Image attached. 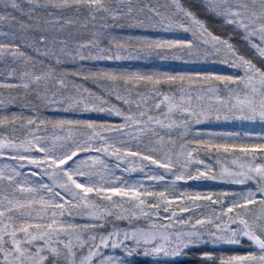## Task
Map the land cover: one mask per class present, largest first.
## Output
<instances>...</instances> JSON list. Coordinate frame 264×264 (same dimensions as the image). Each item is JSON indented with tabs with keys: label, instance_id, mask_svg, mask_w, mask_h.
<instances>
[{
	"label": "snow or ice",
	"instance_id": "1",
	"mask_svg": "<svg viewBox=\"0 0 264 264\" xmlns=\"http://www.w3.org/2000/svg\"><path fill=\"white\" fill-rule=\"evenodd\" d=\"M206 7L233 32L214 34L179 0L171 8L130 4L126 10L105 0H0V20L39 29L23 37L26 43L46 46L45 59L55 57L57 66L61 56L73 62L59 72L51 64L38 73L25 70L17 84L0 81V87L23 89L25 98L31 90L40 101L25 99L31 115L0 116V125L11 127V133L0 136V157L13 160L0 167V264H126L118 250L128 255L143 250L157 257L195 253L202 264H264V133L226 131L219 123H264V0H209ZM73 9L87 10L93 20L99 14L102 22L72 50L66 41L57 50L54 36L48 47V33L73 23L64 15ZM176 30L190 32L192 38L168 35ZM237 30L258 63L232 42ZM8 54L26 65L34 60L20 44L0 43V59ZM210 57L230 65L234 74L119 66ZM14 75L15 69L8 71L9 77ZM50 83L58 85L56 90ZM49 108L63 115H43ZM161 108L160 116L150 114ZM87 113L108 116L83 118ZM176 114L186 118L176 120ZM113 118L123 122L113 123ZM17 125L26 130L22 137L16 134ZM159 126L176 129L185 141L181 151L169 147L175 144L171 135L167 144L159 134L155 145L142 139ZM124 135L127 140L120 138ZM189 135L200 138L189 142ZM105 157L117 163L108 169ZM119 162L127 165L122 172L128 179L115 175ZM137 168L141 175L132 178ZM161 169L165 175L159 174ZM197 181L223 186L213 189ZM249 181L254 187L236 189ZM112 183L119 186H93ZM88 193L104 199L97 202ZM182 199L197 207L218 205L221 211L199 219L189 215L178 222L179 231L171 223H157L161 209L175 216L174 202ZM177 210L187 212L182 205ZM76 218L89 222L73 223ZM141 221L148 226H139ZM245 241L254 250L227 256L209 250Z\"/></svg>",
	"mask_w": 264,
	"mask_h": 264
},
{
	"label": "rangeland",
	"instance_id": "2",
	"mask_svg": "<svg viewBox=\"0 0 264 264\" xmlns=\"http://www.w3.org/2000/svg\"><path fill=\"white\" fill-rule=\"evenodd\" d=\"M199 0H179L180 3H182L185 7H190L198 16L199 19L203 20L205 15L211 10H209L206 5L209 2V0H202L204 2V6H201L198 3ZM106 3L111 4L113 7H119L121 10H126V6L128 5H142L144 2H150V0H105ZM175 0H162V4H167L171 8V6L174 4ZM233 2H236V0H233ZM200 11L202 14L200 15L197 13V11ZM39 11V10H38ZM16 15H19V13H16ZM45 19H49L47 17L46 13ZM65 19H71L73 20L72 24L63 23V27L61 28L60 25L56 26V30L48 33L50 36V42L48 47H51V37H56V44L55 47L57 50L60 47L61 41H66L68 50H72V48L75 45V42L84 39L90 38L93 28L95 25L101 23L102 21L99 19V14H97V19L93 20L91 17V14L87 10H80L76 11L73 9L72 11L65 13ZM25 18V17H21ZM26 20V18H25ZM8 22V23H7ZM111 23V21H109ZM232 29V28H231ZM210 30V29H209ZM233 30V29H232ZM39 29H30V30H24L21 29L17 21L14 20H0V43L2 44H20L21 49L23 51H26L31 55L34 60L30 62L29 64H25L23 60L19 58H13L10 54L4 56L2 59H0V81H3L4 83L8 84H17L19 83V74L25 70H35L37 73L42 70H46L49 64H51L52 67L57 68V71L59 72L60 67L64 68H70L73 65V62L71 60L65 59V57L61 56V63L59 66L55 63V57L49 56L47 59L44 57V52L46 50V46L38 45V44H32L31 41L25 42V39L23 37H30L32 35H35ZM211 31V30H210ZM219 32H215L214 34H217ZM239 34V32H236ZM14 34V35H13ZM242 34V32H241ZM168 35L172 36V33H169ZM242 38H234L233 43L237 44L242 53L248 55L250 58L254 60V62L258 63V59L256 56L253 55V51L250 50L248 42ZM189 39H191L189 37ZM256 42L258 43V37L254 38ZM39 47L40 52L37 53L35 51V48ZM44 60V64L40 65L39 63H36V61ZM222 62L220 58L217 57H210L208 60H200L196 62H188V61H163V62H153L156 64H184V65H191V64H210L215 65L217 62ZM33 64H35V69H33ZM15 69L16 75L9 77L8 71ZM68 80H72L73 77L69 76L67 78ZM78 83L81 81H77ZM43 84H41V90H43ZM48 87L51 90H56L58 85L55 83H50ZM87 87H93L91 83L87 84ZM19 93V94H18ZM67 94V93H65ZM10 97L15 99V102H10ZM25 99L28 101H31L34 104L40 103V101L37 99V96L35 93H33L31 90H29V93L27 97L24 96V90L23 89H7L4 87H0V116L2 115H8L11 116L12 113H22L25 116L31 115V110L24 106ZM115 102V101H113ZM207 102V101H206ZM123 106V105H121ZM135 110V109H133ZM164 111L163 108H161L159 111H153L150 113L154 116H160L161 113ZM46 116H60L63 115L61 112L54 111L53 109L49 108L42 113ZM108 114L106 113H87L84 115L83 118H106ZM186 117L176 114L174 119L181 120L185 119ZM113 123H122L123 121L119 118H113ZM221 125H223V130L226 131H238V132H255V133H264V123H261L259 121L256 122H240V121H232V122H219ZM17 135L21 136L24 134V131L21 130L20 126L17 125ZM198 127V125H197ZM215 130V129H214ZM182 131V129H181ZM49 134L53 132L51 128L48 130ZM4 133H11V127L8 125H0V136H2ZM43 134V133H41ZM58 135H63V133H57ZM157 134L160 136L165 137V144H167V137L169 135L172 136L175 144L169 145V147L172 148L173 152H179L181 151L180 145L183 144L185 141L180 138L179 133L176 131L175 128L172 130L165 129L163 126L156 127L154 131L147 133L142 137L145 141L151 140L153 141V144L155 145L157 140ZM121 139L127 140L128 136L124 135L120 137ZM197 138L195 135H189L186 137V139L191 142ZM135 150V149H134ZM189 151L191 149H188ZM95 154V153H93ZM79 155V154H78ZM203 158V157H201ZM75 159V157L73 158ZM211 162V161H209ZM13 160L7 157H0V167H2L5 164H12ZM105 163L108 166V169L112 168V165L114 163H117L114 157H105ZM120 163V169H117L115 171L116 176H123L124 179H128V176L124 175L122 172V169L126 167L127 165L124 164V162ZM156 168H159L160 166H154ZM23 170H27L26 168ZM101 172L104 173L105 179L111 181L112 176L109 175L104 169L101 168ZM160 175H165L163 170L161 169L159 172ZM132 178H137L141 175V170L139 168L136 169L133 173L130 174ZM75 178V177H74ZM168 179H171V176L169 175ZM86 180L81 178V183H85ZM198 185H207L209 188L218 189L219 187H222L223 184L219 182H205V181H197ZM188 186H193L192 181L187 182ZM93 186H119L118 184L112 183L108 185H93ZM237 190L243 191L246 190V187H254L253 182H246V185H236L235 186ZM0 195H3V193H0ZM88 196L94 198L97 200V202H100L104 199L103 196L96 197L94 193H88ZM116 197H113L115 199ZM216 199V197H213V201ZM154 201L149 200V203H153ZM175 207L172 208V211L176 212L175 216L171 215V212L165 213L163 209L160 210V218L157 221V223L162 224H173L175 226V230L179 231L181 229L179 221L186 219L187 216L191 215L194 216L196 219L201 218V216H209L212 215L213 211H215L216 214L220 213L219 206L208 207L205 205H200L199 207L195 206L194 204L189 203L187 200H180L174 202ZM183 206L185 209H187V212H180L178 211L179 206ZM125 207H128V205H125ZM227 208V203L225 204V209ZM235 211V210H233ZM225 215H228L227 212H225ZM73 223H86L89 222L87 220H82L80 218H76L72 221ZM120 227H127L125 223H119ZM141 227L148 226L147 221H141L140 225ZM209 250H215L218 251L225 256L227 255H233L236 253L243 254L245 251L254 250L251 247L248 246L247 242H244L242 245H237L234 248H216V249H209ZM105 254H110V250H105ZM117 255L123 256L126 264H202L199 256L195 253H186L181 254L177 256H154L152 254H146L143 250H137L133 251L130 255L123 253L122 251H117ZM216 264H220V261L217 260Z\"/></svg>",
	"mask_w": 264,
	"mask_h": 264
},
{
	"label": "trees",
	"instance_id": "3",
	"mask_svg": "<svg viewBox=\"0 0 264 264\" xmlns=\"http://www.w3.org/2000/svg\"><path fill=\"white\" fill-rule=\"evenodd\" d=\"M142 4H153V5L162 4V0H150V2H144ZM197 4L204 6V2L202 0H199ZM197 13H199L200 15L202 14L199 10L197 11ZM203 17H204L203 21H205L206 26L211 30V32H213V33H215L216 31L219 32L216 35L227 36L228 33L233 32L232 26L226 25L224 23L223 17L218 16L215 12L209 11L207 13V15H205ZM21 19H23V18H21ZM237 31L239 32V34L233 33L234 38H237V37L242 38V34H243L242 30H237ZM241 32H242V34H241ZM133 34H135V33H133ZM172 36H174L175 38H186V39H189V37L192 38V34L190 32H186L183 30L174 31L172 33ZM258 43H259V39H258ZM162 65L167 67L169 70H171V69L181 70V71L182 70H215V71H219L223 74H234L233 69L231 68L230 65H226L223 62H219V61L215 65H210V64L184 65V64H179V63L165 65V64H156L153 62H144V61H140V62L128 61V62H120L119 66H123V67L135 66V67L150 69V68H159Z\"/></svg>",
	"mask_w": 264,
	"mask_h": 264
},
{
	"label": "water",
	"instance_id": "4",
	"mask_svg": "<svg viewBox=\"0 0 264 264\" xmlns=\"http://www.w3.org/2000/svg\"><path fill=\"white\" fill-rule=\"evenodd\" d=\"M235 245H225V246H220L221 249H224V248H234Z\"/></svg>",
	"mask_w": 264,
	"mask_h": 264
}]
</instances>
